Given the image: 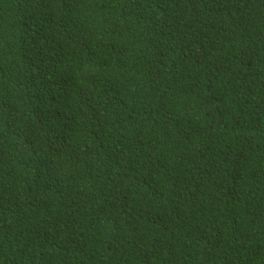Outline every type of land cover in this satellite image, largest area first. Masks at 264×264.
<instances>
[{"label":"trees","instance_id":"obj_1","mask_svg":"<svg viewBox=\"0 0 264 264\" xmlns=\"http://www.w3.org/2000/svg\"><path fill=\"white\" fill-rule=\"evenodd\" d=\"M0 264H264V0H0Z\"/></svg>","mask_w":264,"mask_h":264},{"label":"clouds","instance_id":"obj_2","mask_svg":"<svg viewBox=\"0 0 264 264\" xmlns=\"http://www.w3.org/2000/svg\"><path fill=\"white\" fill-rule=\"evenodd\" d=\"M51 1V0H50Z\"/></svg>","mask_w":264,"mask_h":264}]
</instances>
